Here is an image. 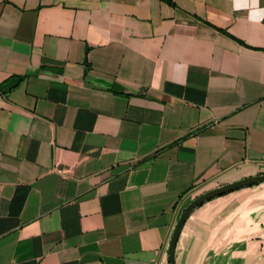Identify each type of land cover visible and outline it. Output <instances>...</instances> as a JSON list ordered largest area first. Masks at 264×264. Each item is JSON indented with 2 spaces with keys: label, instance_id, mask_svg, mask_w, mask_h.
Returning a JSON list of instances; mask_svg holds the SVG:
<instances>
[{
  "label": "crops",
  "instance_id": "0c3cea01",
  "mask_svg": "<svg viewBox=\"0 0 264 264\" xmlns=\"http://www.w3.org/2000/svg\"><path fill=\"white\" fill-rule=\"evenodd\" d=\"M173 1L0 0V264H170L264 173V22ZM175 257L264 264V181Z\"/></svg>",
  "mask_w": 264,
  "mask_h": 264
},
{
  "label": "water",
  "instance_id": "95a60500",
  "mask_svg": "<svg viewBox=\"0 0 264 264\" xmlns=\"http://www.w3.org/2000/svg\"><path fill=\"white\" fill-rule=\"evenodd\" d=\"M261 181H264V173H261V174L255 175V176H251V177H247V178L238 180L236 182H232V183H229V184H226L223 186L213 188L209 191H206V192L200 194L196 198H194L185 207L184 211L182 212V214L178 220V223L175 227V230L173 232V235H172V238L170 241V246H169L170 264H176L175 252H176L177 243H178L180 234L183 230V227L185 225V222L195 207H197L199 204H201L202 202H204L205 200H207L213 196L219 195L221 193H224L226 191H229V190L241 187V186H245V185H249V184H253V183H257V182H261Z\"/></svg>",
  "mask_w": 264,
  "mask_h": 264
},
{
  "label": "clouds",
  "instance_id": "9594fccd",
  "mask_svg": "<svg viewBox=\"0 0 264 264\" xmlns=\"http://www.w3.org/2000/svg\"><path fill=\"white\" fill-rule=\"evenodd\" d=\"M234 11H247L248 20L253 24L264 22V8L260 7V0H233Z\"/></svg>",
  "mask_w": 264,
  "mask_h": 264
},
{
  "label": "trees",
  "instance_id": "16d2710c",
  "mask_svg": "<svg viewBox=\"0 0 264 264\" xmlns=\"http://www.w3.org/2000/svg\"><path fill=\"white\" fill-rule=\"evenodd\" d=\"M167 1H169L170 3H173L174 4V1L173 0H167ZM23 79H24V76L23 75L22 76H19V80L14 85V87L17 86V85H19L23 81ZM28 190H29V187H25V195H22L21 193H17L15 202L13 204V212H19L20 211V209L22 208V206L24 204V201H25V198L27 196ZM20 196H21V198H19ZM18 199H19V201H18Z\"/></svg>",
  "mask_w": 264,
  "mask_h": 264
}]
</instances>
